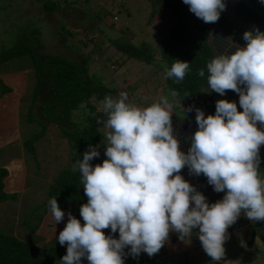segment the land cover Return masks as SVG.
<instances>
[{"label": "clouds", "instance_id": "clouds-1", "mask_svg": "<svg viewBox=\"0 0 264 264\" xmlns=\"http://www.w3.org/2000/svg\"><path fill=\"white\" fill-rule=\"evenodd\" d=\"M183 3L204 23L218 22L226 10L224 0ZM242 39L244 47L234 45V53L207 63L211 91L221 96L229 90L237 93L242 111L235 102L223 99L216 102L214 115L205 117L195 109L198 130L187 153L180 150L174 134L175 90L146 107L130 103L127 92L116 98L105 96L102 111L107 119L97 123L107 129L103 144L107 159L90 164L100 156V145H89L90 150L73 165L88 199L80 207L84 224L69 212L59 233V244L67 245L60 264H82L83 259L89 264H124L126 255L152 257L165 246L170 232L190 241L194 229L199 230L204 252L219 264L225 257L227 230L242 212L250 221L264 222L260 176L264 130L258 127L264 126V32L254 28L245 31ZM163 67L165 78L179 83L190 63L176 60L170 69ZM197 75L204 77L205 70L199 69ZM192 110V106L186 109ZM185 167L195 176L203 174L215 192L225 193L222 200L209 204L180 175ZM49 209L56 224L64 220L56 198L49 200ZM109 228L113 234L118 231L119 239L105 235L103 230Z\"/></svg>", "mask_w": 264, "mask_h": 264}, {"label": "trees", "instance_id": "trees-1", "mask_svg": "<svg viewBox=\"0 0 264 264\" xmlns=\"http://www.w3.org/2000/svg\"><path fill=\"white\" fill-rule=\"evenodd\" d=\"M72 1L70 0L69 4L72 5ZM147 1L150 6L148 20L156 13L155 7L157 5L162 8L161 11H164L160 13H165L170 20V24L163 35L156 40L154 45L135 39L129 41L125 38L109 40L108 45L116 53L123 56L124 60L130 59L146 65L152 62L155 63L154 58L156 56L159 62H163L169 69L176 60L190 63V70L184 80L179 83L175 82L174 79L165 78L163 70L164 84L169 88V94L172 90L178 93L175 98L177 100L194 101L202 97L203 103L198 109L205 113V117L214 115L217 100L201 90L202 87L208 85L207 63L218 55L234 53L236 50L234 45L239 47L246 45V42L242 39L243 33L226 16L224 17L223 13L225 14V11L231 12L243 22L263 24L264 6L255 3V0L228 1L229 6L221 13L218 22L204 23L189 11V7L183 3V0ZM42 4L45 11H51L54 7L50 1H44ZM93 14L101 22H103L104 17H109L108 11L101 8ZM58 29L60 30V32H57L60 35L59 42L61 45H65L67 36L72 37L73 35L63 25H60ZM128 35L131 37L132 33L129 32ZM86 41L77 44V47L74 44H69L70 51L80 53L77 54L76 60L59 55L40 54L39 32L35 28H30L28 31L20 29V33L14 36L7 48H2L4 45L0 44V63L25 57L30 64L33 85L28 105L22 116V122L28 123L35 120L41 124V129H44V131L48 126L53 125L66 143L69 158L75 162L77 159H82V155L89 148V145L94 146L105 139L101 132L104 126L102 123L98 124L97 121H104L107 117L102 110H97L96 103L104 100L105 96H109L110 91L102 83L103 80L100 74L88 72L89 52L83 55L84 49L89 46L85 43ZM89 41L91 42L90 50L92 47V51L95 48L99 50L100 41L92 39H89ZM104 58L105 61L109 62V57L105 56ZM124 60H120V63L118 60H111L110 64L111 66L121 65ZM201 68L205 70L204 77L197 75L198 70ZM112 84L110 83V85ZM2 87L1 93L9 92L8 88ZM130 88L133 91L132 84L128 87L129 90H131ZM112 92H114L113 89ZM223 97L235 102L239 107V111H242L237 93L229 90ZM14 109V106L9 107V109H0V125L5 126L7 132L11 131L12 134L16 133V130L12 127V122L15 120ZM5 110L6 117L2 116V112ZM192 114L195 118L196 111L194 110ZM172 122L174 134L180 142V150L187 153L190 147L189 144L187 143V147L183 148V144L187 140L186 132L177 126L178 122H175L173 117ZM259 127L264 130V126ZM42 136H44L43 132H38L27 137L22 136L18 140L17 135L12 146L14 148L19 147L20 151L17 149L15 153L21 154L24 151L26 154L32 155L33 142L39 137L42 138ZM102 162V160L96 158L92 160L91 164L95 166L96 164H102ZM180 175H182V171ZM7 177L8 173L5 166L0 165V204L14 199V193L7 188L10 184V182L6 184ZM52 198L57 199L60 209L65 213L59 231H62L66 226L69 212L79 219L82 225L84 224L80 216V207L87 203L88 198L85 196L83 185L80 183L78 169L73 171V167H71L58 170L45 192L44 200L28 208V212L23 213H32L38 207L43 208L42 211L45 213L49 209V200ZM21 210L19 206L16 208L15 213L19 214ZM21 223L22 226L25 225V218H22ZM27 229L31 231L34 229L35 231L37 226ZM103 231L106 236L111 235L115 239L119 238L118 231L115 234L111 232L110 228ZM45 234L50 237L55 233L48 232V234ZM56 237L57 235H55V240ZM47 240L50 241V238ZM48 241L46 242L48 243ZM66 248L67 245L61 246L57 240L54 241V244L43 246L23 242L17 237L15 231L13 233L0 232V264H60L61 258L66 255ZM124 264H151V262L139 258L125 257Z\"/></svg>", "mask_w": 264, "mask_h": 264}, {"label": "rangeland", "instance_id": "rangeland-1", "mask_svg": "<svg viewBox=\"0 0 264 264\" xmlns=\"http://www.w3.org/2000/svg\"><path fill=\"white\" fill-rule=\"evenodd\" d=\"M44 1L53 3L54 7L51 11H45L42 8ZM69 1L0 0V44L4 45L2 48H7L11 44L14 36L20 33V29L28 31L30 28H35L39 32L40 54L59 55L76 60L77 54L80 53L70 51L69 44H74L77 47V44L87 40L85 43L89 46L84 49L83 55L89 52L88 72L101 75L102 83L110 90L108 95L111 94L110 96L116 98L121 92H127L129 102L140 107L157 102L161 96H169V88L164 84V63L159 62L157 56L154 58L155 63L146 65L130 59L124 60L123 56L108 45L109 40L123 38L154 45L170 24L168 16L165 13H160L164 12L161 11L162 8L157 5L156 13L148 20L150 6L147 0H73L72 5L69 4ZM228 1L234 0H225L226 8L229 6ZM255 3L264 6L261 0H255ZM100 8L109 13V17H104L103 22L93 14ZM223 16H226L242 33L254 28H259L261 32H264V22L263 24L243 22L237 19L233 13L226 11ZM60 25H63L73 35L72 37L67 36L65 45H61L59 42L60 35L57 32H60L58 29ZM129 32L132 33L131 37L128 35ZM89 39L100 41L99 50L95 48L96 50L92 51L93 47L90 50ZM105 56L110 58L109 62L105 61ZM111 60H118L119 63L120 60H124V62L121 65L111 66ZM0 79V109L15 107V125L13 121L12 127L16 130V133L12 134L11 131L7 132L5 126L0 125V165L5 166L8 173L6 184L10 182L7 188L14 193L13 200L0 204V232L13 233L15 231L17 237L27 243L43 246L54 244V241L58 242L59 229L64 220L56 224L50 209L43 213V208L40 209V207L32 213L25 214L23 212H28V208L44 200L45 192L50 186L46 180L47 175L55 170L54 174L58 170L71 168L75 161L69 158L66 143L53 125L48 126L44 131L41 129V124L35 120L30 119L31 121L28 123L22 122L33 85L27 58L22 57L18 60L0 63ZM110 83L113 84L110 85ZM131 84L134 88L133 91L131 88V90L128 89ZM2 86L8 88L9 92L1 93ZM112 89L115 93L112 92ZM201 90L213 98L231 102L228 98L212 92L208 85L202 87ZM102 101L96 103L97 110H102ZM237 109L239 111L238 106ZM177 110L179 109L176 105L173 109L174 116H180L177 114ZM5 113L6 110L2 112V116L6 117ZM106 131L107 129L102 127L101 132L104 138ZM38 132H43L44 136L33 142L32 155L26 154L24 151L21 154L15 153L17 149L20 150L19 147L12 146L17 135L20 140L22 136L27 137ZM59 138L61 141L57 140ZM104 143L105 139H102L101 142L94 145H100L98 148L100 156L97 159L102 161L107 159L104 155L106 150ZM88 150L90 149L87 148L86 151ZM19 206L22 212L17 214L15 212ZM22 218H25L26 226H22ZM33 226H37L35 231L27 229ZM48 232L55 234L48 237L45 234ZM55 235H57L56 240L54 239ZM49 238L50 241L47 240ZM124 251L128 253L129 249L125 248ZM176 254L178 253H172L170 260L161 258L159 263L175 264L177 262L175 258H178ZM140 256L138 258L143 260L147 258L146 253H141ZM82 262L89 264L87 259H83Z\"/></svg>", "mask_w": 264, "mask_h": 264}, {"label": "crops", "instance_id": "crops-1", "mask_svg": "<svg viewBox=\"0 0 264 264\" xmlns=\"http://www.w3.org/2000/svg\"><path fill=\"white\" fill-rule=\"evenodd\" d=\"M214 100L218 101L217 98H214ZM174 103L179 109L177 110V114L180 116L173 115L172 117L175 122H178L177 126L179 128L181 127L186 132L187 140L183 144V148L185 149L187 143L190 146L191 136L198 130V125L192 113L201 106L203 99L200 97L194 101L175 100ZM179 105H181L182 108ZM188 105H191L193 108L191 112L186 111V109L189 108ZM183 109L185 111H183ZM259 126L260 125H258V127ZM57 140L61 141L60 138ZM260 158V176L264 178V145L260 147ZM54 172L46 176L48 183H50L55 176ZM182 176L207 198L209 204L222 200L225 195L223 192H215L213 187L208 184L207 178L203 174L195 176L190 174L189 169L185 167L182 169ZM198 233L199 230L194 229L190 241H182L179 239V234L177 235L176 232H170L168 241L159 253L152 257L146 254L147 258L145 260H149L151 264H160L159 261L161 258L170 260L172 258V256H170L172 253H178L176 254L178 258H175L177 261L175 264H218V262L212 261L204 252L201 242L198 239ZM227 233L229 239H227L224 244L225 257L219 264H226L227 261H232L233 264H264V222L250 221L242 212L236 223L228 228ZM257 237H259L260 240L259 244L256 243Z\"/></svg>", "mask_w": 264, "mask_h": 264}]
</instances>
